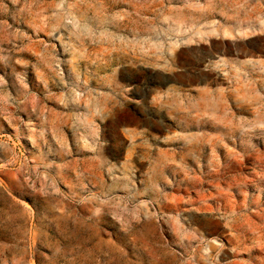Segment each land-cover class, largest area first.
Here are the masks:
<instances>
[{
  "label": "rangeland",
  "instance_id": "1",
  "mask_svg": "<svg viewBox=\"0 0 264 264\" xmlns=\"http://www.w3.org/2000/svg\"><path fill=\"white\" fill-rule=\"evenodd\" d=\"M0 264H264V0H0Z\"/></svg>",
  "mask_w": 264,
  "mask_h": 264
},
{
  "label": "bare ground",
  "instance_id": "2",
  "mask_svg": "<svg viewBox=\"0 0 264 264\" xmlns=\"http://www.w3.org/2000/svg\"><path fill=\"white\" fill-rule=\"evenodd\" d=\"M93 229H94V228H93ZM74 231H75V230H74ZM96 232H97V231H96ZM76 237L78 238V236H76ZM79 238H80V237H79ZM79 238H78V239H79ZM82 238H83V237H82ZM84 239H85V238H84ZM81 241H83V240H81ZM81 241H79V242L81 243ZM87 241H88V240H87Z\"/></svg>",
  "mask_w": 264,
  "mask_h": 264
}]
</instances>
